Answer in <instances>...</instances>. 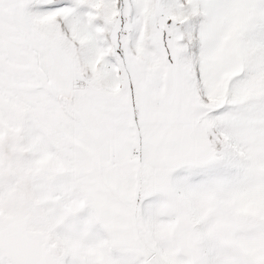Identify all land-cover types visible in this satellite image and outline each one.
Returning a JSON list of instances; mask_svg holds the SVG:
<instances>
[{
	"label": "snow or ice",
	"instance_id": "obj_1",
	"mask_svg": "<svg viewBox=\"0 0 264 264\" xmlns=\"http://www.w3.org/2000/svg\"><path fill=\"white\" fill-rule=\"evenodd\" d=\"M0 264H264V0H0Z\"/></svg>",
	"mask_w": 264,
	"mask_h": 264
}]
</instances>
